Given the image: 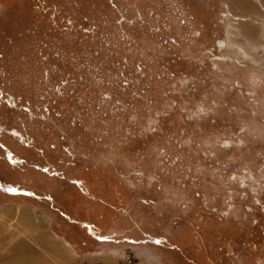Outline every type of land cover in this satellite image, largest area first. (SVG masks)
<instances>
[{"label": "rangeland", "instance_id": "obj_1", "mask_svg": "<svg viewBox=\"0 0 264 264\" xmlns=\"http://www.w3.org/2000/svg\"><path fill=\"white\" fill-rule=\"evenodd\" d=\"M238 1L0 0V264H264V0Z\"/></svg>", "mask_w": 264, "mask_h": 264}, {"label": "crops", "instance_id": "obj_2", "mask_svg": "<svg viewBox=\"0 0 264 264\" xmlns=\"http://www.w3.org/2000/svg\"><path fill=\"white\" fill-rule=\"evenodd\" d=\"M7 196H8L7 198H11V197H12V195H10L9 193H7ZM9 196H11V197H9ZM17 198H18V197H14V198L12 197V199H17ZM32 201H33V200H32ZM31 205H32V206H35V207H38V206L42 207L41 205H44V204H43V203H39V202H35V201H34V202L31 203ZM25 206H28V205L25 204ZM44 206H45V205H44ZM44 206H43V207H44ZM20 208H23V209L28 210L27 207H24V206H23V207H22V206L18 207V209H20ZM44 208H45V207H44ZM21 211H22V210H21ZM21 211H20V212H21ZM24 211H25V210H24Z\"/></svg>", "mask_w": 264, "mask_h": 264}, {"label": "bare ground", "instance_id": "obj_3", "mask_svg": "<svg viewBox=\"0 0 264 264\" xmlns=\"http://www.w3.org/2000/svg\"><path fill=\"white\" fill-rule=\"evenodd\" d=\"M240 4H241V7H242V5H244V4H246L247 3V1L246 0H239L238 1ZM248 5H250V6H252L253 5V3H250V4H248ZM22 213V217L21 218H23L24 219V217L26 218V216H28L25 212L23 213V212H21Z\"/></svg>", "mask_w": 264, "mask_h": 264}, {"label": "snow or ice", "instance_id": "obj_4", "mask_svg": "<svg viewBox=\"0 0 264 264\" xmlns=\"http://www.w3.org/2000/svg\"><path fill=\"white\" fill-rule=\"evenodd\" d=\"M233 179H235V178H233Z\"/></svg>", "mask_w": 264, "mask_h": 264}]
</instances>
